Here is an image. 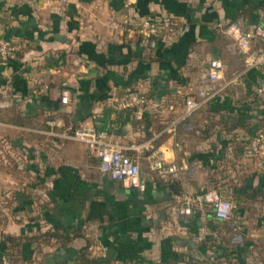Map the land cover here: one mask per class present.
I'll return each mask as SVG.
<instances>
[{
  "label": "crops",
  "instance_id": "1",
  "mask_svg": "<svg viewBox=\"0 0 264 264\" xmlns=\"http://www.w3.org/2000/svg\"><path fill=\"white\" fill-rule=\"evenodd\" d=\"M163 15L178 31L143 40L140 22ZM237 21L264 26V0H0V38L17 47L0 59V264H84L88 244L105 264H264V154L246 152L264 128V69L246 70L224 34ZM214 58L225 64L217 83L207 80ZM200 90L217 93L181 120ZM131 93L148 103L121 109ZM81 124L139 160L144 191L102 174L84 143L63 137ZM212 189L234 201L232 220L208 207L179 215ZM56 229L82 235L67 247L40 237Z\"/></svg>",
  "mask_w": 264,
  "mask_h": 264
},
{
  "label": "built area",
  "instance_id": "2",
  "mask_svg": "<svg viewBox=\"0 0 264 264\" xmlns=\"http://www.w3.org/2000/svg\"><path fill=\"white\" fill-rule=\"evenodd\" d=\"M178 21L171 15L154 16L142 20L139 24L138 33L143 40L165 39L178 31ZM224 34L236 41L240 51L245 55L246 70L251 68L264 69V50L252 52L251 41L258 39L264 40V26L257 25L252 31H245L241 21L230 23L225 29ZM17 51L16 45L12 42L0 38V59L4 62L10 61ZM225 64L221 59L214 58L209 62L207 80L217 83L223 78ZM245 73V71H244ZM243 73L236 75L240 78ZM216 91L209 94L205 90L188 94L185 98V111L181 120L185 121L189 117L199 112L212 98ZM61 100L63 104H69L70 91L63 90ZM148 103L146 96L131 93L120 103L121 109L141 108ZM52 127L55 122H48ZM63 137L77 140L84 143L89 155L99 160V170L102 174L109 176L112 180L121 184L127 189H138L144 191L146 184L141 178L140 163L136 157L127 155L121 147L113 144L106 131L98 130L94 125L81 124L74 129H69ZM249 156L257 157L264 154V128L250 140L246 147ZM154 169H163L162 163H156ZM177 167L171 166L169 172H176ZM208 207L212 210L216 219L230 221L233 219L236 205L226 193L212 189L202 193L195 198H188L179 208L181 217H190L196 208L203 209ZM243 240L241 234L236 236V241Z\"/></svg>",
  "mask_w": 264,
  "mask_h": 264
},
{
  "label": "trees",
  "instance_id": "3",
  "mask_svg": "<svg viewBox=\"0 0 264 264\" xmlns=\"http://www.w3.org/2000/svg\"><path fill=\"white\" fill-rule=\"evenodd\" d=\"M256 196L264 197V191L262 190V191L258 192L256 194ZM81 235L82 234H76L74 232L63 231L62 229H56L53 232L43 234L40 237L46 238V239H49V238L55 239L56 241L61 243V247H67L75 238L81 237ZM7 240L12 241V242L13 241L17 242V241H20L21 238L7 237ZM89 246H90V244H88L86 248H84L80 251V257H81L82 261L84 262V264H105V263L98 262L97 259H94V258L91 259L88 257V255L86 254V251H87Z\"/></svg>",
  "mask_w": 264,
  "mask_h": 264
},
{
  "label": "water",
  "instance_id": "4",
  "mask_svg": "<svg viewBox=\"0 0 264 264\" xmlns=\"http://www.w3.org/2000/svg\"><path fill=\"white\" fill-rule=\"evenodd\" d=\"M264 87V86H263Z\"/></svg>",
  "mask_w": 264,
  "mask_h": 264
}]
</instances>
